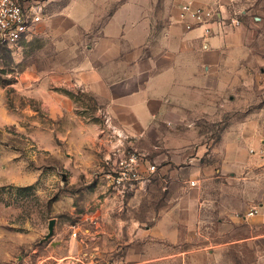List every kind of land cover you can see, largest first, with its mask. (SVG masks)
<instances>
[{
  "label": "rangeland",
  "instance_id": "obj_1",
  "mask_svg": "<svg viewBox=\"0 0 264 264\" xmlns=\"http://www.w3.org/2000/svg\"><path fill=\"white\" fill-rule=\"evenodd\" d=\"M236 4L234 103L135 147L41 25L0 48V264H264V0ZM123 144L156 172L117 201L104 173ZM158 216L169 240L153 248L137 232Z\"/></svg>",
  "mask_w": 264,
  "mask_h": 264
},
{
  "label": "crops",
  "instance_id": "obj_2",
  "mask_svg": "<svg viewBox=\"0 0 264 264\" xmlns=\"http://www.w3.org/2000/svg\"><path fill=\"white\" fill-rule=\"evenodd\" d=\"M42 2L41 32L57 37L58 52L73 53L75 80L102 105L113 129L130 139L128 146L143 145L151 134L161 142L165 132L190 127L198 117L223 114L236 100L237 58L244 48L236 43L239 29L205 38L201 30L188 31L179 22L180 5L210 7L214 0ZM115 159L109 156L104 181L113 198L124 201L149 183L114 191L106 175ZM147 169L145 164L144 175ZM165 223L166 218L156 217L137 238L160 248L162 240H169ZM151 258L154 264L168 260L160 253Z\"/></svg>",
  "mask_w": 264,
  "mask_h": 264
},
{
  "label": "built area",
  "instance_id": "obj_3",
  "mask_svg": "<svg viewBox=\"0 0 264 264\" xmlns=\"http://www.w3.org/2000/svg\"><path fill=\"white\" fill-rule=\"evenodd\" d=\"M214 6H198L187 2L179 7V22L188 31L201 30L203 37L226 35L242 26L241 11L233 7V0H214ZM44 5L42 0H0V48H11L29 41L38 31L43 20ZM264 155V148L260 151ZM115 161L111 171L107 173L108 186L114 191L123 193L133 190L139 183H151L156 167L149 164L137 154L126 153L125 145L115 148ZM147 165V174L142 167ZM195 186V182H191ZM259 213L251 210L247 217Z\"/></svg>",
  "mask_w": 264,
  "mask_h": 264
},
{
  "label": "water",
  "instance_id": "obj_4",
  "mask_svg": "<svg viewBox=\"0 0 264 264\" xmlns=\"http://www.w3.org/2000/svg\"><path fill=\"white\" fill-rule=\"evenodd\" d=\"M55 224H56V221L55 220L50 221V224H49V234L47 236L48 238L53 235Z\"/></svg>",
  "mask_w": 264,
  "mask_h": 264
}]
</instances>
